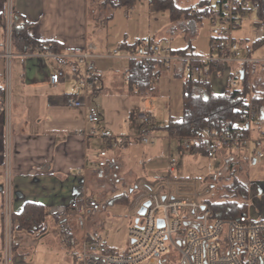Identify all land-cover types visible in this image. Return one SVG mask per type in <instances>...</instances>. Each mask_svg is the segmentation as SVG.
Listing matches in <instances>:
<instances>
[{
	"label": "crops",
	"instance_id": "crops-1",
	"mask_svg": "<svg viewBox=\"0 0 264 264\" xmlns=\"http://www.w3.org/2000/svg\"><path fill=\"white\" fill-rule=\"evenodd\" d=\"M90 14L88 0H0V264H78L75 254L79 241L84 237L107 243L100 238L98 226L94 227L85 218L79 219L68 210L70 200L77 194L93 199H102L109 194L112 204L122 203L133 213L139 199L136 195L131 200L129 194H134L140 181H147L140 177L147 174L143 171L138 176L130 158L125 159L134 145L126 143L122 148L112 139L78 135L89 124L85 107L74 108L66 104L75 79L72 77L57 86L49 83L51 69L61 65V60L54 56H37L32 53V48L20 54L11 52V25L13 21L20 20L30 24L28 33L33 40L55 41L59 43L61 53L97 41L105 33L99 34L103 29L95 24ZM3 16L5 27L1 25ZM257 26L259 39L264 34V27ZM167 64H173L177 73L182 70L180 63L163 65ZM95 65L99 82L86 97L87 104L92 106V99L104 90L106 82L102 65ZM225 68L223 65L219 70ZM126 69L121 74L125 83ZM199 80L207 82L211 91L207 78ZM261 116L256 122V134L264 133V113ZM101 123L95 126L98 135L107 134ZM125 127L129 131L130 126L125 124ZM135 128L138 129H133V134L139 132L137 123ZM168 137L167 141L160 136L158 143L154 144L157 148H152L154 145L151 144L145 149L146 153L151 149L157 152L164 148L169 152L174 137ZM100 150L106 152V165L103 167H98L94 158ZM186 154H196V160L198 154L202 155L197 152ZM235 158L232 154L228 159L221 157V161L229 163ZM170 159L169 156L168 161ZM169 162L162 171H158L164 172L163 177L176 172V167L169 170ZM25 203H35L43 208L46 215L41 232L12 231L11 216L19 213ZM97 211H90L87 218L94 212L92 220L98 219ZM250 213L253 217L264 218V214L255 209ZM58 218L63 222L78 221L81 233L76 238H69L75 245L62 243L61 237L65 235L62 230L65 229L70 237L73 226L64 228L65 223L58 224ZM128 244L129 240L121 250L107 246L112 252H123Z\"/></svg>",
	"mask_w": 264,
	"mask_h": 264
},
{
	"label": "built area",
	"instance_id": "built-area-1",
	"mask_svg": "<svg viewBox=\"0 0 264 264\" xmlns=\"http://www.w3.org/2000/svg\"><path fill=\"white\" fill-rule=\"evenodd\" d=\"M247 11L259 14L261 0H213L208 17L216 28L210 39L208 56L173 53L152 37L141 39L135 49L123 50L125 53L121 55L119 52L124 49L121 46L109 52L95 40L62 53L43 51L35 46L32 53L41 57L54 56L62 61L49 73L51 85L57 86L72 77L75 79L66 104L74 108L85 107L89 124L78 135L112 139L118 145L131 139L151 145L154 138L146 130L151 127L152 120L145 112L135 116L140 128L136 136L98 135L95 126L100 121V114L86 100L99 82L94 58L107 56L140 61L143 67H148L150 61L162 64L179 61L186 81L206 79L212 70L228 64L232 69L228 83L236 89L241 71L250 72L255 63L264 69V60L241 55L239 43L233 35L241 13ZM259 18L257 24L264 27V19ZM124 78L127 79L126 72ZM258 111L259 107L248 99L237 108L236 125L225 123L218 130L202 128L190 136H178L174 132L169 135L177 139L179 149L184 153L194 152V146L199 143L208 159L216 160L218 155L228 159L233 152L251 147L255 159L260 160L264 157V133H253V125L260 119ZM105 156L104 150L94 154L98 167L106 165ZM174 168L175 162L170 161L169 170ZM138 187L143 190L137 195L136 212L144 202L149 201V205L144 214L137 213L138 217L128 227L129 244L126 249L112 252L103 241L84 237L77 245L75 260L78 264H144L156 260L159 264H264V218L248 216L247 213L228 219L215 217L206 200H201L200 182L196 178L167 175L153 183L140 181ZM99 209L100 203L85 194L75 195L68 204V210L79 219Z\"/></svg>",
	"mask_w": 264,
	"mask_h": 264
},
{
	"label": "rangeland",
	"instance_id": "rangeland-1",
	"mask_svg": "<svg viewBox=\"0 0 264 264\" xmlns=\"http://www.w3.org/2000/svg\"><path fill=\"white\" fill-rule=\"evenodd\" d=\"M174 2L180 8H189L195 6L198 1L174 0ZM88 6L91 19L103 29L99 34L105 33L104 36L98 37L101 42L98 39L97 41L101 46H104L103 49L106 48V51L111 52L121 46L124 40L127 43H133L136 39L152 37L161 46L174 52L183 51L189 55L201 56L210 54V38L216 26L213 25L209 17L195 19L181 16L178 20L171 21L168 11H153L148 4V0H138L131 9L116 7L112 9L111 17H108L109 11L107 9L100 13L99 6L92 0H88ZM259 21L260 18L256 12L250 11L240 18L233 35L239 43L242 56L249 54L256 60H264V42L256 48L252 46L253 42L259 37V31L257 30ZM123 50L119 52V55L125 53ZM93 61L102 65V73L106 79L104 90L92 99L98 112L99 109L101 110L99 112V123L102 122L101 125L107 129L105 133L109 136H136L138 132L132 133L133 129H138L135 128V116L138 113L145 112L153 116L150 125V134L154 138L152 145L158 143L160 136H164L166 140L169 139L170 133L163 127L170 117L178 119L182 115L181 94L183 83L186 81L184 73H177L173 64L161 65L153 82V93L141 96L131 93L127 84L121 79V74L126 69L127 60L97 56ZM176 63L180 62L176 61ZM225 67L223 71L212 70L211 74L206 77L213 94H222L227 89H232L228 83L232 69L228 64H225ZM247 73L251 77V71ZM125 124L130 126L129 131L126 129ZM259 124L262 125L260 122ZM255 125H253L256 129L253 132L254 134L257 132V125ZM171 142L172 147L169 152L164 148V150L157 152L151 149L150 152L146 153L145 149L149 148L150 144L131 139L127 143L134 145V148L125 155V159L130 158L134 173L138 176L142 175L144 171L147 175L140 177L150 183L163 177L164 172L158 171H162L166 162L174 161L176 172L171 176L198 179L201 200L207 201L218 200L219 194H225L220 187L230 184L233 176H235L248 188L247 200L237 199L239 203L244 202V210H246L247 215L252 216L250 212L254 209L258 213L264 214V157L260 160L255 159L251 147H248L243 151L233 152L236 158L229 163L225 162L226 164L221 161L219 155L216 160H210L206 155L198 154L196 160V154L188 156L179 149L176 138H172ZM125 144L122 145V148H125L123 147ZM155 145L152 148H157ZM148 155L150 156L149 159H147ZM169 156L171 159L168 161ZM142 190L137 188L134 194H129L130 199L132 200ZM109 197L110 195L106 194L105 198H96L100 203V209L97 211L98 219L92 220V216L95 214L92 212V216L86 217L85 221L88 223L91 221L94 227L98 226L100 238L106 241L107 245L113 249L121 250L129 240L128 227L138 216L136 210L133 214L122 203L112 204ZM57 223H65L63 225H67V229L71 228V225L73 226L70 230V238L72 237V239L81 233L80 225L75 219L63 222L61 218H58ZM62 231L65 233L66 230L63 229ZM61 240H63L62 237ZM144 264L159 263L156 260L154 262L147 261Z\"/></svg>",
	"mask_w": 264,
	"mask_h": 264
},
{
	"label": "trees",
	"instance_id": "trees-1",
	"mask_svg": "<svg viewBox=\"0 0 264 264\" xmlns=\"http://www.w3.org/2000/svg\"><path fill=\"white\" fill-rule=\"evenodd\" d=\"M137 1L138 0H92V2L97 3L99 6L100 13L104 9L109 11L108 17H111L112 9L116 7L131 9ZM212 2L213 0H199L193 7L180 8L176 6L174 0H148V4L153 11H168L171 21L178 20L181 16L184 18L193 17L195 19L208 17L211 13ZM243 14L244 13H241V17ZM258 16L264 19V0H261V11ZM1 25L4 27L6 25L5 16L2 17ZM29 25L30 24L24 20L12 22V53H24L29 48H34L35 46L45 50H51L55 53L61 52L59 43L55 41L38 42L33 40L28 33ZM140 41L141 39H136L133 43H127L124 40L121 43V47L125 50H132L139 45ZM263 42L264 34L261 38L255 40L252 46L256 48ZM177 54L185 55V52L180 51ZM161 65L163 64L160 62L150 61L148 67H143L140 61H127L126 84L128 90L131 93L141 96L152 94L154 91L153 82ZM249 77L250 76H248L245 70L243 75L239 76L238 87L236 89L229 88L222 94H213L209 88H207V82L202 83V81L197 79L185 81L181 94L182 115L179 119L170 117L163 128L166 129L168 133L174 132L178 136H190L196 134L202 128L218 130L225 123L236 125L238 124L237 108L248 99L259 107L258 112L260 113L261 119V114L264 112L263 66L259 63L253 64L250 79ZM201 84L206 88L204 89L202 86L201 88H203V91L200 90ZM146 131L151 132V128ZM194 152L206 155L203 147L199 143L194 146ZM220 188L225 194H219L218 200H206V203L211 207L213 215L220 219H228L246 214L244 202L239 203L237 199L242 198L243 200H247L249 195L247 185L233 176V180L230 184L223 185ZM45 215L40 205L25 203L19 213L12 214L11 216L12 231H24L27 233L41 232L44 230ZM63 227L66 228V225ZM64 234L62 243L68 244L71 242L73 245L76 244L69 239V233Z\"/></svg>",
	"mask_w": 264,
	"mask_h": 264
},
{
	"label": "water",
	"instance_id": "water-1",
	"mask_svg": "<svg viewBox=\"0 0 264 264\" xmlns=\"http://www.w3.org/2000/svg\"><path fill=\"white\" fill-rule=\"evenodd\" d=\"M240 74H241V76H242V75H243V72L241 71ZM148 205H149V201L144 202L143 205L141 206V208L137 211L138 215H142V214H144L145 209H146V207H147ZM159 222H160V221H159Z\"/></svg>",
	"mask_w": 264,
	"mask_h": 264
}]
</instances>
